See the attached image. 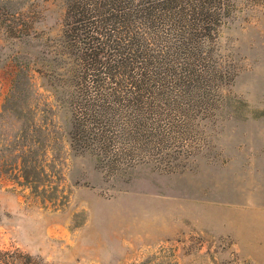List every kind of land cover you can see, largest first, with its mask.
Here are the masks:
<instances>
[{"label": "rangeland", "instance_id": "rangeland-1", "mask_svg": "<svg viewBox=\"0 0 264 264\" xmlns=\"http://www.w3.org/2000/svg\"><path fill=\"white\" fill-rule=\"evenodd\" d=\"M68 1L0 0V153L35 121L51 174L44 194L0 176V248L264 264V0H121L124 15L100 12L116 30L90 39L94 59L82 36L65 45ZM17 72L24 94L8 98Z\"/></svg>", "mask_w": 264, "mask_h": 264}, {"label": "trees", "instance_id": "trees-1", "mask_svg": "<svg viewBox=\"0 0 264 264\" xmlns=\"http://www.w3.org/2000/svg\"><path fill=\"white\" fill-rule=\"evenodd\" d=\"M93 2L89 3L88 0H69L66 2V7L64 9V15L61 20V35L64 38L65 45L73 50L76 41L80 36L84 40V50L78 51L80 56L91 55V58L94 59L99 49H101L100 43L97 45H91L89 42L90 39L99 38L100 36L113 34L116 29L109 28L107 29L108 33H102L98 30V25L103 23L105 20L100 19V12L110 11V14L106 20H113L117 17L116 9L120 10V14L124 15L123 7L121 0H99L98 4L92 5ZM119 7V8H116ZM95 17V18H93ZM98 17V18H97ZM93 18V19H92ZM124 18H122L123 20ZM82 41V40H81ZM77 46V45H76ZM89 51H88V50ZM91 63V62H90ZM89 63V64H90ZM20 72L14 73V79L11 80L10 93L8 98L11 97L15 99L19 94H24V82H19ZM26 75V74H25ZM22 76V74L20 75ZM14 95V96H13ZM13 104V103H12ZM10 104V105H12ZM14 108L13 117L16 120H21V126H23L26 121L25 115L22 113V109L12 105ZM12 108V109H13ZM11 109V107H10ZM32 128L34 126L33 132L31 131V126L28 125L25 128H22L18 133L16 141L13 143V152L10 156L0 153V176L7 175L11 177L14 182L18 185H28L30 188H35L37 190L38 185H41V188L38 189L39 193H45V185L49 181L48 178L51 174L46 173L44 166L45 159L44 156L40 158V155H35L34 151L41 145L39 137L35 135L37 129H35V121H30ZM78 126V125H77ZM74 129L76 128L75 124L73 125ZM29 129V130H28ZM70 140L77 138V130L68 131ZM71 142V141H70ZM47 147V145H45ZM36 151V150H35ZM45 152V149H43ZM50 191L55 192V188L48 185ZM54 189V190H53ZM54 195V194H53ZM51 197L45 196L41 198L49 202L55 200V196L48 195ZM0 264H51L48 261L42 259L38 256H32L25 252L18 250L17 248L12 249H1L0 248Z\"/></svg>", "mask_w": 264, "mask_h": 264}]
</instances>
